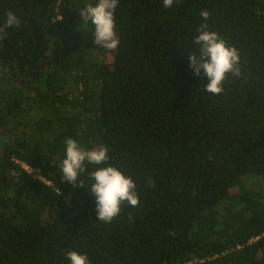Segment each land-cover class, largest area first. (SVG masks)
<instances>
[{
    "label": "trees",
    "instance_id": "1",
    "mask_svg": "<svg viewBox=\"0 0 264 264\" xmlns=\"http://www.w3.org/2000/svg\"><path fill=\"white\" fill-rule=\"evenodd\" d=\"M95 2L0 0V25L20 19L0 40V264H264V0H118L114 51L80 16ZM205 22L239 52L219 95L189 66ZM68 138L108 146L82 186ZM105 166L139 196L110 223L90 192Z\"/></svg>",
    "mask_w": 264,
    "mask_h": 264
},
{
    "label": "clouds",
    "instance_id": "2",
    "mask_svg": "<svg viewBox=\"0 0 264 264\" xmlns=\"http://www.w3.org/2000/svg\"><path fill=\"white\" fill-rule=\"evenodd\" d=\"M163 6L169 8L174 0H162ZM118 0H96L94 4H88L81 10L83 21H90L94 25V42L109 50L118 47V36L115 31L114 12ZM200 16L204 21L209 19L210 13L202 10ZM20 19L11 11L6 15V20L0 25V40H3L6 29L19 26ZM208 23H201L197 29L198 35L193 42L198 46V52L188 55L189 66L193 74L199 76L203 71L207 79L204 85L205 91L219 95L223 92V82L230 73L234 77L241 76V64L239 52L236 48L228 46L226 41L220 38L215 31H209ZM66 158L60 164L64 181L78 184V174L85 171V162L94 165H103L108 159V146L101 145L92 150H85L75 140L68 138L66 141ZM90 192L95 197V211L99 221L110 223L119 215L121 205L127 203L130 206H138L139 196L137 186L131 177L125 176L113 166L98 167L90 173ZM149 186L153 182L149 180ZM70 264H90L87 254L76 251L66 253Z\"/></svg>",
    "mask_w": 264,
    "mask_h": 264
},
{
    "label": "rangeland",
    "instance_id": "3",
    "mask_svg": "<svg viewBox=\"0 0 264 264\" xmlns=\"http://www.w3.org/2000/svg\"><path fill=\"white\" fill-rule=\"evenodd\" d=\"M248 180H250L251 181V183H253V185H254V188L257 190L258 189V184L255 182V179H253V178H247Z\"/></svg>",
    "mask_w": 264,
    "mask_h": 264
},
{
    "label": "built area",
    "instance_id": "4",
    "mask_svg": "<svg viewBox=\"0 0 264 264\" xmlns=\"http://www.w3.org/2000/svg\"><path fill=\"white\" fill-rule=\"evenodd\" d=\"M25 169L28 170V167L25 166Z\"/></svg>",
    "mask_w": 264,
    "mask_h": 264
}]
</instances>
